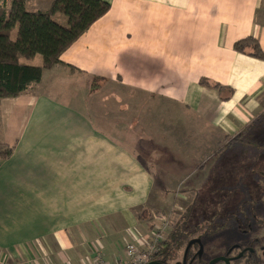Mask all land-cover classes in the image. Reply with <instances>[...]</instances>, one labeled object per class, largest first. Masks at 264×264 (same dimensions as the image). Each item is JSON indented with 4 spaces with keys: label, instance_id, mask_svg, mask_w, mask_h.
Returning <instances> with one entry per match:
<instances>
[{
    "label": "crops",
    "instance_id": "1",
    "mask_svg": "<svg viewBox=\"0 0 264 264\" xmlns=\"http://www.w3.org/2000/svg\"><path fill=\"white\" fill-rule=\"evenodd\" d=\"M105 1L60 55L77 70L45 69L0 100V141L14 147L0 159V264L123 259L149 237L139 210L155 185L200 172L197 153L260 113L264 59L233 43L252 36L264 50V0Z\"/></svg>",
    "mask_w": 264,
    "mask_h": 264
},
{
    "label": "trees",
    "instance_id": "2",
    "mask_svg": "<svg viewBox=\"0 0 264 264\" xmlns=\"http://www.w3.org/2000/svg\"><path fill=\"white\" fill-rule=\"evenodd\" d=\"M108 8L109 3L105 0H51L48 8L41 11L28 10L25 0H10L8 6L0 0V100L28 91L41 79L45 69L63 65L77 70L63 62L60 55ZM55 14L65 16L66 24L58 22ZM233 49L264 59V50L252 36L236 40ZM37 54L41 55V64L27 62ZM199 83L218 91L224 88L204 77L199 79ZM263 122L264 112L245 123L235 134L224 135L217 151L243 141ZM13 148V145L0 141V159L10 157ZM192 207L193 204H189L179 214L171 224L170 232L159 242L161 254L170 253L181 243L186 245L194 237L212 236L221 230V225L217 227L212 222L190 223Z\"/></svg>",
    "mask_w": 264,
    "mask_h": 264
},
{
    "label": "rangeland",
    "instance_id": "3",
    "mask_svg": "<svg viewBox=\"0 0 264 264\" xmlns=\"http://www.w3.org/2000/svg\"><path fill=\"white\" fill-rule=\"evenodd\" d=\"M29 61L40 64L41 55L37 54ZM260 101V113H263L264 95ZM197 155L204 156L200 172L183 183L155 185L145 209L139 210L140 224L145 230L143 236H149L148 241L151 228L171 225L189 204H193L190 223L221 225V230L213 236H202L208 256L221 254L232 240L245 242L257 236L264 244V226L258 227L254 223L253 231L244 235L242 230L247 227L241 223L252 216L250 213H264V122L241 142L213 154ZM188 168L192 170L193 165L186 164ZM143 247L146 246L141 245L138 249Z\"/></svg>",
    "mask_w": 264,
    "mask_h": 264
},
{
    "label": "flooded vegetation",
    "instance_id": "4",
    "mask_svg": "<svg viewBox=\"0 0 264 264\" xmlns=\"http://www.w3.org/2000/svg\"><path fill=\"white\" fill-rule=\"evenodd\" d=\"M262 204L264 206V199ZM249 216L251 217L245 218L241 222H244L247 227V229L242 230L244 235L253 231L254 223L258 227L264 226V213H250ZM241 223H239L240 226ZM171 227L172 225L169 224L162 226V238L156 241L153 250L147 254L146 259L141 264H209L211 260L218 257L219 259L212 264H262L264 261V244L257 236H252L245 242L232 240L224 246L221 254L208 256L202 241L203 235H199L191 239L186 245L181 243L177 248H173L170 253L161 254L158 244L170 232Z\"/></svg>",
    "mask_w": 264,
    "mask_h": 264
},
{
    "label": "built area",
    "instance_id": "5",
    "mask_svg": "<svg viewBox=\"0 0 264 264\" xmlns=\"http://www.w3.org/2000/svg\"><path fill=\"white\" fill-rule=\"evenodd\" d=\"M162 226L151 228L150 239L143 243L146 247H143L141 250L138 249L139 246L136 243L128 242L124 246L125 257L116 262H108L99 255L94 259L93 264H141L147 257V254L153 250L154 245L157 240L162 238Z\"/></svg>",
    "mask_w": 264,
    "mask_h": 264
},
{
    "label": "water",
    "instance_id": "6",
    "mask_svg": "<svg viewBox=\"0 0 264 264\" xmlns=\"http://www.w3.org/2000/svg\"><path fill=\"white\" fill-rule=\"evenodd\" d=\"M219 259V257L218 258H214L213 260H211L210 262H209V264H212L214 261H217Z\"/></svg>",
    "mask_w": 264,
    "mask_h": 264
}]
</instances>
